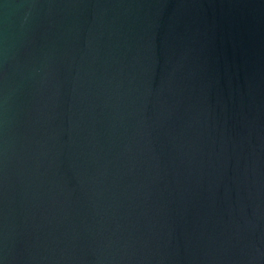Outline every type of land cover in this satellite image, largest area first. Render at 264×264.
<instances>
[{"label": "water", "instance_id": "1", "mask_svg": "<svg viewBox=\"0 0 264 264\" xmlns=\"http://www.w3.org/2000/svg\"><path fill=\"white\" fill-rule=\"evenodd\" d=\"M0 264H264V0H0Z\"/></svg>", "mask_w": 264, "mask_h": 264}]
</instances>
